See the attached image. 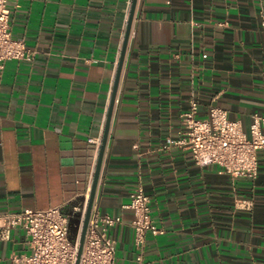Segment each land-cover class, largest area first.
Listing matches in <instances>:
<instances>
[{
  "label": "crops",
  "instance_id": "obj_1",
  "mask_svg": "<svg viewBox=\"0 0 264 264\" xmlns=\"http://www.w3.org/2000/svg\"><path fill=\"white\" fill-rule=\"evenodd\" d=\"M132 1L9 2L35 58L0 70V217L74 216L88 199ZM193 100L198 119L220 107L248 134L264 119V0H138L93 206L121 218L115 264H138V188L163 232L146 264H264V150L254 180L197 166L177 145ZM28 252L14 229L0 264Z\"/></svg>",
  "mask_w": 264,
  "mask_h": 264
},
{
  "label": "built area",
  "instance_id": "obj_2",
  "mask_svg": "<svg viewBox=\"0 0 264 264\" xmlns=\"http://www.w3.org/2000/svg\"><path fill=\"white\" fill-rule=\"evenodd\" d=\"M10 1L0 0V70L7 62H32L35 58V53L24 41L12 35ZM198 110L199 105L193 100L189 112L183 116V137L177 145L191 153L197 166L215 164L221 173L231 177L256 179L258 153L264 150V119L256 116L248 134L240 122L230 120L228 112L220 107H211L205 120L197 118ZM87 201L86 198L74 208V216L80 217L75 240L70 234V220L74 216H65L61 207L1 216L0 241L9 240L12 230L17 228L23 230L28 241L29 252L14 255L12 261L16 264H76ZM129 208L134 213V243L141 251L136 261L146 264L142 251L147 236H158L163 232L156 225L150 199L142 188L131 194ZM119 223L120 217L93 208L79 264H115L116 246L110 232Z\"/></svg>",
  "mask_w": 264,
  "mask_h": 264
},
{
  "label": "water",
  "instance_id": "obj_3",
  "mask_svg": "<svg viewBox=\"0 0 264 264\" xmlns=\"http://www.w3.org/2000/svg\"><path fill=\"white\" fill-rule=\"evenodd\" d=\"M137 4H138V0L132 1V6H131L129 18H128L127 30H126V34H125V38H124V42H123V46H122V51H121L120 60H119V64H118V70L116 73V78H115L113 92H112V96H111V100H110L108 115H107V119H106V123H105V127H104V132H103V137H102V141H101V145H100V150H99V154H98L94 178H93L91 190H90V193L88 196L86 213L84 216L83 225H82V229H81V233H80L79 246H78V256H77L76 264L80 263V258H81L83 248H84V242H85V238H86L88 224L90 221L91 213H92L94 202H95L97 187H98V183H99V178H100V174H101V169H102V165H103V160H104V156H105V151H106V147H107L109 133H110V129H111V123H112V118H113V114H114L115 103H116V99H117V95H118V89H119L122 71H123V67H124V63H125V59H126V54H127V50H128L130 36H131L132 28H133Z\"/></svg>",
  "mask_w": 264,
  "mask_h": 264
},
{
  "label": "trees",
  "instance_id": "obj_4",
  "mask_svg": "<svg viewBox=\"0 0 264 264\" xmlns=\"http://www.w3.org/2000/svg\"><path fill=\"white\" fill-rule=\"evenodd\" d=\"M79 226H80V217L76 215L70 220V234L74 232L73 233L74 236L71 235L72 239L74 240L77 237Z\"/></svg>",
  "mask_w": 264,
  "mask_h": 264
},
{
  "label": "rangeland",
  "instance_id": "obj_5",
  "mask_svg": "<svg viewBox=\"0 0 264 264\" xmlns=\"http://www.w3.org/2000/svg\"><path fill=\"white\" fill-rule=\"evenodd\" d=\"M73 233H74V232H73ZM73 233H71V235H72V236H74V234H73Z\"/></svg>",
  "mask_w": 264,
  "mask_h": 264
}]
</instances>
